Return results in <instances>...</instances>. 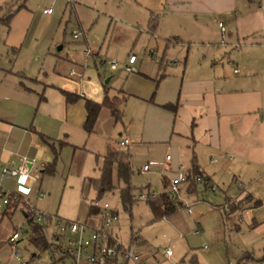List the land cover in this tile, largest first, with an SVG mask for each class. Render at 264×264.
<instances>
[{
    "label": "crops",
    "instance_id": "obj_1",
    "mask_svg": "<svg viewBox=\"0 0 264 264\" xmlns=\"http://www.w3.org/2000/svg\"><path fill=\"white\" fill-rule=\"evenodd\" d=\"M19 1L0 0V17L4 5L12 2L17 6ZM56 1L63 2L62 12L71 6L77 14V5L84 4L150 35V54L160 42L164 54L170 49L171 63L163 68L160 65L151 75L126 80L127 100L134 98L152 115L147 127L136 134L131 122L124 123L123 117L115 122L107 108H101L93 130L87 133L83 93L67 79L57 74L46 80L41 69L25 74L19 68L15 73L0 67V76L10 83V92L19 104L12 110L0 105V191H8L16 206L24 209L23 200L30 204L33 191L38 198L45 196L39 180L47 176L46 167L62 165L67 156L70 168L82 171L85 162L93 158L98 176L89 178H98L102 157L127 138L128 152L135 142L163 144L166 156L171 149L170 160L164 162L170 176L175 177L181 167L184 172L195 167L207 189L215 185L219 190L216 184L220 183L224 203L213 209L222 208L223 213L232 215L247 210L252 226L258 224L259 213L264 220V0L260 7L249 0ZM52 13L53 9L43 14ZM33 20L24 3L7 25L0 24V54L10 56V65L15 66L14 58L25 48ZM219 23L224 27V44L220 43ZM151 24H155L153 29ZM151 60L159 65L161 57L159 62L152 56ZM118 90L126 96L121 88L112 95ZM63 91L79 93L83 101L68 102ZM102 93L101 100L105 91ZM94 96L95 101H101ZM165 104H176V110L166 109ZM118 123L121 128L112 134ZM42 137L52 141L58 157ZM22 166L28 169L27 176H2L3 168ZM164 177L170 178L166 173ZM239 202L242 206L233 209Z\"/></svg>",
    "mask_w": 264,
    "mask_h": 264
},
{
    "label": "rangeland",
    "instance_id": "obj_2",
    "mask_svg": "<svg viewBox=\"0 0 264 264\" xmlns=\"http://www.w3.org/2000/svg\"><path fill=\"white\" fill-rule=\"evenodd\" d=\"M25 4L34 15L25 48L14 58L15 66L9 64L10 56L7 53L0 54V67L15 73L19 68L25 70V74L41 69L47 75L46 80L58 74L67 79L79 93H83V98L91 100H96L94 95L101 100L100 94L104 88L109 95L121 88L126 92V102L122 105L124 123L131 122L134 134L147 127L152 115L145 113L134 98L127 100L126 80L129 76L151 75L160 65L163 68L165 64H170V49L164 54L160 42L154 49L151 48L157 50L161 57L158 65L151 60L150 35L110 19L101 9L98 11L84 4L77 5L76 14L71 6L62 12L64 4L56 0H25ZM14 7L12 2L4 5L1 14L4 24ZM44 7H52L53 13L43 14ZM74 31L77 32L76 38L73 37ZM130 54L136 56L135 63L130 64L135 70L127 72L124 66L127 65ZM111 62H116L118 68L111 69ZM70 68L82 73V76L68 77ZM9 84L0 76V105L6 106L4 110H12L19 105L16 96L10 92L12 89ZM116 92L120 99L122 94L119 90ZM119 128L121 123L111 131L112 134ZM131 137L134 139L132 134ZM103 145L105 148L106 142ZM97 147L101 149V146ZM131 148L129 152L126 148L120 149L118 145L113 148L129 154L132 169L130 184L134 189V201L130 206L125 207L121 201L117 187H122V184L117 183L115 173L113 183L116 188L97 198L96 191L86 183V178L98 176L94 159L87 160L83 170L78 171L70 168L67 156L65 163L54 167L52 175L39 177L42 178L39 182L45 196L38 198L33 191L29 197L30 204L36 210L51 216L86 223L88 226H95L99 220L97 215L89 216L88 207L94 202L99 206L107 204L117 214V220L112 224L116 240L121 245L128 246L133 236H137L134 252L141 264H264V220L260 219L261 214L257 216L258 224L252 226L247 210L243 209L232 215L223 213L222 208L213 209L212 206L224 203L222 194L219 193L223 187L220 183L216 184L219 188L216 192L207 189L204 184H194L195 190L190 189L189 183L182 184L178 199L173 200L182 205L175 214L155 220L146 202L149 198L147 194L157 197L168 193L167 188L164 189L162 185L163 175L168 174L169 179L173 176L166 171L164 164L166 155L163 149L166 147L163 144L141 145L135 142ZM167 155H171V149H167ZM144 165L149 167L146 172L142 170ZM237 184L233 183L236 188ZM1 185L6 188L2 183ZM233 190L234 188L229 190V193ZM140 195L147 198L140 200ZM237 206H242V202L232 208ZM188 207L191 208L190 214L187 212ZM23 208L16 206L10 198L9 205L0 210V264H19L12 255L15 251L21 253V260L38 252L29 242L31 222L24 214L26 206ZM14 229L26 233L12 246L8 238ZM168 247L172 250L169 258L165 255ZM246 256L251 259L248 260Z\"/></svg>",
    "mask_w": 264,
    "mask_h": 264
},
{
    "label": "built area",
    "instance_id": "obj_3",
    "mask_svg": "<svg viewBox=\"0 0 264 264\" xmlns=\"http://www.w3.org/2000/svg\"><path fill=\"white\" fill-rule=\"evenodd\" d=\"M51 8L43 9V13L50 14ZM221 32L220 43H225V33L222 23H219ZM73 37H77V32H73ZM152 58L155 62H159L160 57L156 50L151 51ZM136 61V56L130 54L128 57V64L124 66L127 72L134 71L135 68L130 64ZM111 68L116 69L118 67L116 62H111ZM237 72V69H234ZM79 75L74 69L70 68L67 76L74 77ZM130 142L127 138L120 140L117 145L121 148H127ZM166 161L170 160V156H166ZM216 162V161H213ZM149 167L146 165L143 167V171H148ZM28 169L24 166L18 168L5 167L2 170L3 177H18L27 176ZM203 177H196L195 182L202 184ZM186 183V173L183 168H179V171L175 177L169 179V186L167 188L168 194L173 200H177L179 196V187ZM211 191H216L215 185L210 186ZM149 194H147V197ZM0 197L2 198V204L0 210L7 206L11 194L1 189ZM143 195L139 196L140 200L147 198ZM27 211L25 212L26 219L33 224H37L43 228L46 241L49 243V248L45 250H39L32 253L28 259L21 260V253L15 251L12 255L13 258L20 262L19 264H141V260L134 252L135 245L137 243V236L134 235L130 245H121L113 235L112 224L117 220V214L107 204L99 206L97 202L93 203V207L97 210V216L99 220L95 226H88L86 223H76L67 220L60 219L57 216H51L47 213L34 209L28 201L23 200ZM187 212L191 213V208H187ZM165 219V218H164ZM26 232L14 230L12 235L8 238L10 245L15 246L21 239V235ZM31 235V231L29 232ZM167 258L171 257L172 250L167 248L165 250Z\"/></svg>",
    "mask_w": 264,
    "mask_h": 264
},
{
    "label": "trees",
    "instance_id": "obj_4",
    "mask_svg": "<svg viewBox=\"0 0 264 264\" xmlns=\"http://www.w3.org/2000/svg\"><path fill=\"white\" fill-rule=\"evenodd\" d=\"M251 2L255 1L256 7H260V0H249ZM25 0L21 1L17 6L13 8L7 18V25L9 23V18L17 10L24 6ZM1 8V7H0ZM155 19L151 18L153 22ZM4 19L0 17V24H4ZM155 24H151L150 27L153 29ZM105 94L101 101H95L88 98H84L86 116L83 127L87 133H90L93 130V126L97 120L98 114L101 108H107L110 111L111 116L115 122H119L122 119V105L125 103L126 96L122 94V97L119 99L117 95H109L106 88H104ZM65 98L68 102H72L81 96L75 93L68 91H63ZM119 93H122L121 91ZM164 107L171 111L176 110V104H165ZM43 141L52 148L55 157H58L59 151H57L51 140L43 138ZM61 146L58 145V150ZM55 164H51L44 169V174L52 175L54 173ZM99 177L98 178H87L86 183L89 188H93L96 191L97 198H100L105 192H110L116 188V185L113 183V175L116 174L117 183H121L122 187L119 188L120 198L123 204L130 206L134 201V189L130 184V178L132 175V169L129 163V155L123 150H114L109 148L107 153L102 157L101 165L99 166ZM197 168L192 167L190 170H186V183H189L190 189L193 190L196 177H202L196 175ZM204 180V179H203ZM169 186V180L167 178L162 179L163 188L166 189ZM147 205L149 206L153 218L155 220L166 218L176 213L178 207L182 204L173 202V199L168 193H162L157 197L149 195L147 199ZM16 203H18L16 201ZM259 206L260 204L257 203ZM88 213L90 215H97V210L93 208L92 205L88 208ZM31 235L29 236V242L34 245L39 250H45L49 248V243L46 241L43 228L37 224H30ZM248 260L251 259L250 256H246ZM245 259V258H244ZM243 259V260H244Z\"/></svg>",
    "mask_w": 264,
    "mask_h": 264
},
{
    "label": "water",
    "instance_id": "obj_5",
    "mask_svg": "<svg viewBox=\"0 0 264 264\" xmlns=\"http://www.w3.org/2000/svg\"><path fill=\"white\" fill-rule=\"evenodd\" d=\"M59 48H61V47H59Z\"/></svg>",
    "mask_w": 264,
    "mask_h": 264
}]
</instances>
